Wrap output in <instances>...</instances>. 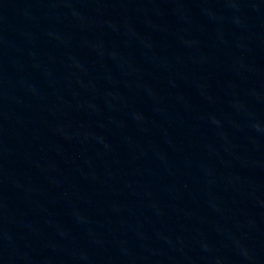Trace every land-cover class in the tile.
I'll list each match as a JSON object with an SVG mask.
<instances>
[{"label":"water","instance_id":"water-1","mask_svg":"<svg viewBox=\"0 0 264 264\" xmlns=\"http://www.w3.org/2000/svg\"><path fill=\"white\" fill-rule=\"evenodd\" d=\"M0 264H264V0H0Z\"/></svg>","mask_w":264,"mask_h":264}]
</instances>
